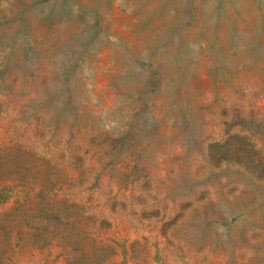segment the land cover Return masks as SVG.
Listing matches in <instances>:
<instances>
[{
  "label": "rangeland",
  "instance_id": "rangeland-1",
  "mask_svg": "<svg viewBox=\"0 0 264 264\" xmlns=\"http://www.w3.org/2000/svg\"><path fill=\"white\" fill-rule=\"evenodd\" d=\"M0 264H264V0H0Z\"/></svg>",
  "mask_w": 264,
  "mask_h": 264
}]
</instances>
